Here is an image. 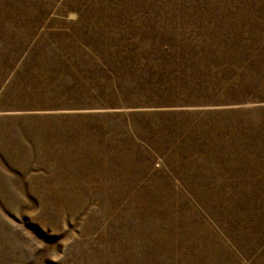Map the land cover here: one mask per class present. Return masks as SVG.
<instances>
[{
	"label": "rangeland",
	"instance_id": "rangeland-1",
	"mask_svg": "<svg viewBox=\"0 0 264 264\" xmlns=\"http://www.w3.org/2000/svg\"><path fill=\"white\" fill-rule=\"evenodd\" d=\"M0 264H264V0H0Z\"/></svg>",
	"mask_w": 264,
	"mask_h": 264
}]
</instances>
